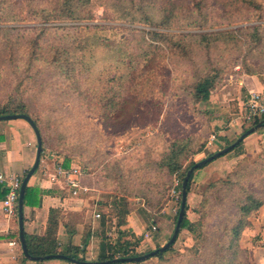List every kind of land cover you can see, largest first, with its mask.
<instances>
[{"label": "trees", "instance_id": "obj_1", "mask_svg": "<svg viewBox=\"0 0 264 264\" xmlns=\"http://www.w3.org/2000/svg\"><path fill=\"white\" fill-rule=\"evenodd\" d=\"M95 7L103 9L104 15L101 20L119 23L122 26L84 25L83 23L96 20L94 16ZM263 13V0H0V31L16 30L14 27H8L9 23L19 21L26 23L32 18L41 21L40 24L43 26L39 28L40 31L37 34L27 36L28 60L26 62L19 61L14 66L15 71L26 70L25 79L28 82L34 81V83H37L39 79L37 76L49 71L52 78L67 79V81L77 84L79 82L75 79L77 74L89 75L91 73L93 68L91 62L94 58L93 50L98 47L114 51L118 59L124 57L127 60L129 58L127 67L129 71L134 67L135 62L139 65L141 76L138 78L140 81L136 83L135 88H141L144 91L148 85L147 75L151 71L159 72L158 78L163 80L160 100L150 93L153 88L149 85L146 89L147 93L137 90L136 94L129 95L131 89L134 88L132 85L138 79L134 80L131 87H129L128 82H126L128 76L124 79L123 74H119V72L115 73L113 77L104 76L106 79L103 82V77H100L101 85H107L108 90L99 97L91 98L89 104L94 105L93 100H96L95 111L100 114L99 119L102 121L119 120L121 118L128 120L132 114L137 116L138 110L144 109L143 104L145 102L150 103L149 105L146 104L149 110L159 111L158 117L164 110V107L160 108V105H163V99H172L176 102L187 100V106L190 107L193 115L199 113L209 117L211 111L198 112L196 107L209 102L211 94L217 90L225 76L261 75L259 71L252 70L251 66L246 63L243 50L246 48L247 54H249L262 44L263 25L257 22L260 20L256 21L255 19L260 18ZM67 23L78 25L75 29L76 34H73V37L76 38L75 43L79 42L80 44L85 41L84 45H79L78 48L74 49L75 52L79 51L81 56L72 54L71 47L67 45L55 43L46 47L42 41L51 28L50 26L62 28ZM81 24L82 26H79ZM137 27H143L144 29H138ZM117 30L139 32L138 44L134 47L135 50L130 48L123 51L122 46L117 43L118 35L114 33ZM176 31L180 32L177 33ZM12 42L13 40L9 38V47H12ZM221 47L231 48L230 52L236 55L234 59L224 62L221 58L212 57V54ZM88 49H90V55L87 57L86 52ZM198 56L202 57L203 60H197ZM240 56H243V59L239 64ZM174 59L178 63H182L185 70V64H187L186 75H178V64L174 62ZM165 60L164 67H160ZM238 66L240 69L236 70ZM113 68L114 63L106 69L111 71ZM181 79L182 82H179ZM18 80L20 79L18 78ZM17 83L22 85L21 80ZM14 88L13 91L16 96L21 95L22 97L23 94H20L18 88L16 86ZM85 93L84 90L80 94ZM104 100H106L105 104L99 106V103ZM158 100L160 105L156 109L158 105L151 104L157 103ZM177 104L171 106L175 111L179 107ZM15 114L28 115L33 119L41 133L44 147L45 136L41 129L40 120L31 114L29 104L24 102L22 98L18 102L9 100L0 107V116ZM260 122H264V117L258 119L252 126ZM249 128L245 129L243 133ZM260 131H264V127L258 132ZM162 135H164L167 145V153L162 160H159L157 167L155 166L158 180H156L157 175H154L152 182L156 183L157 181L158 184L156 185L160 189L162 185H165L166 175H176L181 182L182 190L187 172L198 163L193 161L185 167V161L190 156L201 152L203 147L200 146L199 149L192 150L196 137L193 134L175 137L168 136L167 133L160 134V136ZM240 136L232 142H228L225 147L233 144ZM242 144L243 142L230 153L236 152ZM58 154L64 155L65 164L68 166L72 155L66 152L64 148L60 149ZM214 154L216 153L210 156ZM209 164L192 174L187 187L188 195L192 189L195 173ZM135 172L138 173V170H135ZM122 173L121 168L118 167L111 172V177L109 176L118 186L115 195L117 201L113 202V209L116 210L115 216L120 225L126 223L129 215L128 199L137 196V193L145 196L144 190H136L137 187L133 186V181L123 182ZM161 176L164 180L159 178ZM138 178L139 183L145 182V179H141L140 176ZM240 182L238 175L231 173L226 179L209 184L204 191L206 193L204 195V205L205 202L210 201L208 192H214V194L218 192L221 195L226 194V197H232V201H227L226 198L223 200L232 205L235 214L231 221L228 222L227 217L219 223L217 231L220 233V237L218 239L215 237L210 238V236L200 232V229L204 227L202 221L192 222L188 219L189 206L187 203L186 217L182 222L180 232L188 230L193 234L196 244L201 245V248L197 246L191 249L192 259L189 264L193 261L204 262L205 264H251L248 251L240 246V239L243 231L252 227L250 218L264 207V195L258 193V190L253 192L246 189ZM153 193L157 194V192ZM40 194L43 193L27 187L24 205L34 206L33 199ZM146 202L148 206L152 204L151 201L147 200ZM40 204L41 201L37 203V205ZM202 207L203 204L197 212L206 215ZM179 210L180 207L176 215L175 227ZM68 218L70 217L67 212L65 213L61 209H52L46 234L44 236L26 235L30 255L45 257L61 254L75 260L85 261L84 258L79 257V254L81 252L85 253V250L73 245L62 247L58 241L59 225L62 221L65 223ZM262 232H264V225H262ZM125 234L126 232L120 233L116 242L103 241L96 262H107L119 258L143 255L134 252L135 248L141 244L142 239L127 241L122 239ZM168 253H173V246L169 247L166 252L158 254L155 258L162 261ZM25 261L26 258L23 256L22 262Z\"/></svg>", "mask_w": 264, "mask_h": 264}, {"label": "rangeland", "instance_id": "obj_2", "mask_svg": "<svg viewBox=\"0 0 264 264\" xmlns=\"http://www.w3.org/2000/svg\"><path fill=\"white\" fill-rule=\"evenodd\" d=\"M264 2V0H263ZM104 12L102 8H94V16L96 20L94 22L83 23L84 25H107L112 27H121L122 25L115 22H106L101 20ZM259 24L263 25V42L252 53L247 54V49L244 48L243 56L244 60L248 65L251 66L252 70H257L261 75H264V13L260 18L255 19ZM34 21V22H32ZM41 21L36 18H32L28 22H15L9 23L8 27H14L16 30L13 31H0V107L9 100L18 102L24 100L30 106L31 114L38 117L42 132L45 136L44 147L46 148L47 154L57 155L64 158V155L58 154L60 149H63L70 153V162L75 166L82 169L84 175H86V184L92 187H98L103 185L104 188L111 187V184H117L110 179L111 172L115 168L120 167L122 173V181H133V186L137 187L136 190H144V194L137 193L139 196L136 197L137 204L145 205L147 208L153 211L154 217L159 218L165 217L170 219V229L168 237H171L175 228V219L177 210L180 207V200L178 195L181 192V185H177L178 176L166 175L165 185H162L158 189V182L153 183L154 175L158 174L155 166L157 167L159 160H162L167 153V145L165 143L164 135L167 133L168 136H179V135H195L194 145L192 150L199 149L200 146L203 150L193 156H190L185 161V167L190 162H199L203 159L210 157L216 150L221 149L220 141L218 139V131L214 127V123L219 116L225 118L229 123L235 122L236 120L242 121V113L244 104L239 105L238 96L236 92L230 88L232 84L236 82L237 75H227L224 80L218 86L217 90L211 94L212 102L209 104L203 103L196 107V111L203 112L204 110L211 111L209 117L199 114L191 113L190 107L187 106V100H180L178 102L172 101V99H163L162 106L159 103L161 99L160 90L162 89V82L158 77L159 72L151 71L146 80L148 85L153 88L151 94H154L157 99V103L151 105H158L156 107H164L161 115H158L159 111H151L147 105L150 103L145 102L144 109L138 110V115L132 114L130 118L119 119V120H104L99 119L101 116L95 111L96 100H93L94 105L89 104V100L93 97L100 96L107 92L108 86L101 85L100 77L102 82L105 81L107 76L113 77L115 73L123 74L124 79L128 76L126 82L131 87L134 80L138 79L140 75V69L138 64L135 62L134 67L129 71L127 60L118 59L115 56V52L98 47L93 50L92 60V71L89 75L77 74L75 79L79 80L77 84L74 82L67 81V79H59L58 77L52 78L49 71L43 75H38L37 83L34 81L28 82L25 79L26 73L24 69L18 71L14 70V66L19 61L26 62L29 58L28 46L26 39L29 34H37L39 28L43 25ZM48 26V25H47ZM60 28L59 26H50L47 34L43 37V42L46 47L52 46V44H64L71 47V53L81 56L79 51L75 52V48L79 45H84L85 41L80 43L76 42L73 34H76L75 29L78 25L73 23H67ZM79 26H82L79 25ZM49 27V26H48ZM143 28V27H137ZM144 29V28H143ZM149 29V28H146ZM179 33L180 31H176ZM118 35L117 43L122 46L123 51L129 50L130 48L135 50L134 47L138 44L139 32H133L130 30H117L114 32ZM9 34V35H7ZM76 36V35H75ZM13 40L12 47H9L8 39ZM231 48L225 49L224 47L219 48L212 54V57L218 59L221 58L224 62H229L236 56L230 52ZM136 52V51H135ZM87 57L90 55V49L86 52ZM243 56L239 58V64L243 59ZM197 60H203L202 57L198 56ZM174 62L178 64V75H186V70L182 66V63H178L176 59ZM114 63V68L108 71V68ZM120 63V64H119ZM166 60L163 61L164 67ZM38 65V64H37ZM40 68V66H39ZM238 66L236 70H239ZM119 70V71H118ZM16 72V75L14 73ZM103 73V75H101ZM33 74V73H32ZM106 76V77H104ZM146 77V76H145ZM18 78L22 81V85L17 82ZM18 80V81H17ZM75 81V80H74ZM138 79L132 87L139 83ZM182 82V79L179 81ZM21 84V83H20ZM19 85V86H18ZM148 85L146 89H148ZM14 86L18 88L20 94L18 97L14 93ZM141 86V85H140ZM141 88H132L129 95L136 94L139 92H146ZM86 91L85 94L81 95L82 91ZM146 90V91H145ZM222 94V95H221ZM109 98V96H108ZM106 99V97H105ZM98 100V99H97ZM100 101V100H99ZM105 101H101L99 106H103ZM178 103L179 106L177 111L171 108L172 105ZM147 104V105H146ZM94 107V108H93ZM100 108V107H99ZM154 114V115H153ZM103 119V118H102ZM250 126L244 125L243 131ZM161 129V131H160ZM213 136L215 139H213ZM245 148V147H241ZM243 150V149H242ZM253 151L245 152L239 158L238 152L228 153L221 158H226L224 161L221 158L215 160V163H211L205 168L199 171L198 175H195L192 183V189L188 195V206L187 217L192 222L202 221L204 227L200 229L205 235L210 238L215 237L218 239L220 233L217 231L219 223L224 219L228 222L232 220L235 210L229 202L232 201L231 196L221 193H207L209 196V202H205L204 205V191L207 189L209 184L217 182L221 179H226L231 173H236L241 181L240 184L245 186L246 189L258 190V193L264 195V148H260L258 155L254 152V147L251 148ZM220 151V150H219ZM250 152V153H248ZM253 153V154H251ZM241 154V153H239ZM138 170V173L135 172ZM156 170V173H155ZM108 174V176H107ZM110 176V177H109ZM145 179L144 183H139V178ZM101 178L104 179L105 183ZM138 178L137 182L136 179ZM159 178H162L159 177ZM164 180V178H162ZM161 184V183H160ZM180 184V183H179ZM237 189V188H236ZM152 192V193H150ZM153 192H157L153 193ZM116 193L108 195V201L114 202ZM130 199V198H129ZM128 199V206H131L130 200ZM151 201L152 204L148 206L146 201ZM148 202V203H149ZM159 203L157 206L156 204ZM202 209L206 215H201L197 212ZM156 206V207H155ZM208 212V213H207ZM102 217L116 218V210L109 207L107 210L101 208ZM264 207L258 211L252 218V227L246 228L240 239L241 248L245 249L249 253V259L251 264H254L253 255L250 253L249 247H262L264 248V238L259 232L262 231V225H264ZM261 228L257 224L259 217H262ZM254 223V225H253ZM159 222L157 223V227ZM255 225L257 227H255ZM159 232V227H158ZM259 233V234H258ZM146 246V251H150V245ZM201 248V245H197L193 239V234L188 230H182L179 233L177 241L173 245V253L165 255L164 260L159 259L150 260L143 264H189L192 259L191 249L197 247ZM89 258H91L89 256ZM191 264H205L204 262L193 261Z\"/></svg>", "mask_w": 264, "mask_h": 264}, {"label": "crops", "instance_id": "obj_3", "mask_svg": "<svg viewBox=\"0 0 264 264\" xmlns=\"http://www.w3.org/2000/svg\"><path fill=\"white\" fill-rule=\"evenodd\" d=\"M234 78H236V82L230 88L239 97L240 106L247 101L251 92L264 91V75L242 74ZM211 102L210 98L207 104ZM214 121V127L219 129L217 136L222 150L228 142H232L243 133L244 124L240 120L229 123L228 120L219 116ZM242 146L245 148H241ZM242 146L236 151H239V158L244 156L243 154L247 150L253 151L251 150L252 147H254V153L258 155L260 148H264V131L256 132L247 137L243 141ZM43 149L40 165L27 185V187L39 190L43 194L33 199L34 206L24 205L26 235L44 236L47 231L50 211L52 209H61L63 212H67L70 218L65 223L63 221L60 223L58 241L62 247L73 245L85 250V253L81 252L79 254V257L84 258L85 262H96L103 241L116 242L119 234L123 232H126L122 237L124 240L142 239L143 233L152 225H157L158 222L159 232L150 241L142 240L134 252L146 254V246L151 244L153 240L154 243L149 247L152 251L168 243L169 238L172 236L168 237L171 222L167 216L160 217V219L155 218L152 210L144 204H137V200H133L138 198L130 197L131 200H129L132 207H128L129 215L124 225H120L119 220L116 221L111 216L103 218L100 213L101 208L107 210L113 206V202L108 201V195L116 193L118 186L112 183L111 187L108 188H104L103 185H99V189L98 187L94 188L86 184L87 176L83 175L81 189L78 195H73L63 179L53 182L50 176L58 165L70 168L75 166V164L69 162L68 166H66L64 158L57 155H49L46 148L43 147ZM37 150V136L28 122L21 119L0 122V172L2 174L5 176L17 175L24 180L36 162ZM219 150L221 151V149H218L214 153L219 152ZM221 159L224 161L226 158ZM199 171L195 175H198ZM101 180L103 181L102 183H105L103 178ZM6 192L5 185L0 183V264H75L60 259L32 261L24 256L20 242L18 218H9L3 210V200ZM39 201H41V204L37 205ZM97 214L101 217L97 218ZM263 216L259 217L257 222L260 228L263 223ZM255 227L257 226L255 225ZM259 233L264 238V232L261 231ZM248 249L253 255L254 264H264V248L252 246ZM23 256L26 258L25 262H22ZM154 259L157 258H151L142 263L123 264H143Z\"/></svg>", "mask_w": 264, "mask_h": 264}, {"label": "water", "instance_id": "obj_4", "mask_svg": "<svg viewBox=\"0 0 264 264\" xmlns=\"http://www.w3.org/2000/svg\"><path fill=\"white\" fill-rule=\"evenodd\" d=\"M25 120L28 122L33 130L35 131V134L37 136V141H38V150H37V159L36 162L33 166V168L28 172L26 177L23 180L22 187L20 190V197H19V204H18V221H19V229H20V242L22 245V250L24 256L28 260L32 261H46V260H51V259H60V260H66L75 264H123V263H142L145 262L151 258H155L158 254L166 252L169 247L173 246L175 242L177 241V238L179 236L180 230H181V225L182 222L184 221L186 217V206H187V200H188V192H187V187L190 181V178L192 174L202 168L203 166L215 161L218 158H221L225 156L226 154L230 153L233 151L236 147H238L247 137L250 135L258 132L260 129L264 127V122H260L259 124L252 126L249 128L246 132H244L233 144L225 147L223 150L217 152L216 154L198 162L195 164L186 174V177L183 181L182 184V190H181V205H180V210H179V215H178V220L177 224L174 230V233L171 237V239L168 241V243L156 250H153L149 253H146L144 255L138 256V257H130V258H119L115 259L112 261H107V262H85V261H80V260H75L72 258H69L65 255H50V256H45V257H33L30 255L27 247V242H26V234H25V228H24V202H25V194H26V189L28 182L30 178L34 175V173L37 171L40 162H41V157L43 153V142H42V136L41 133L33 121V119L28 116V115H6V116H0V122L1 121H9V120Z\"/></svg>", "mask_w": 264, "mask_h": 264}, {"label": "built area", "instance_id": "obj_5", "mask_svg": "<svg viewBox=\"0 0 264 264\" xmlns=\"http://www.w3.org/2000/svg\"><path fill=\"white\" fill-rule=\"evenodd\" d=\"M263 117L264 91L251 92L247 101L244 103L242 122L246 126H252L258 119H261ZM213 139H215L214 136ZM83 175L84 173L82 169L77 166L65 168L62 165H58L55 167L54 173L50 176V179L53 182L57 181L58 179H63L73 195H78V192L81 189V179ZM22 181L23 179L17 175L5 176L0 172V183L4 184L7 190L5 198L3 200V210L9 218H18V204ZM177 181V185H181V182L179 180ZM180 194L181 192L178 195L179 200ZM100 217L101 216L97 214V218ZM157 232V225H152L143 233L142 240H152Z\"/></svg>", "mask_w": 264, "mask_h": 264}]
</instances>
